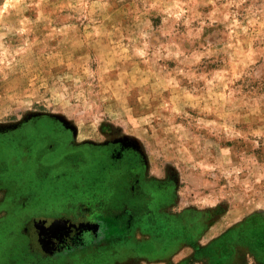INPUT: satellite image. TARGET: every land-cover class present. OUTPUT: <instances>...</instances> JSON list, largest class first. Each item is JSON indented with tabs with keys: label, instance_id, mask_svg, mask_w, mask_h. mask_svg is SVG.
Instances as JSON below:
<instances>
[{
	"label": "rangeland",
	"instance_id": "obj_1",
	"mask_svg": "<svg viewBox=\"0 0 264 264\" xmlns=\"http://www.w3.org/2000/svg\"><path fill=\"white\" fill-rule=\"evenodd\" d=\"M42 116L64 123L83 149L129 143L147 178L172 185L164 210L201 220L197 245L248 218L252 238L264 242V0H0V187L6 167L32 177L31 187L14 178L12 191L0 188V221L29 205L34 185L63 181L64 167L82 170L80 154L55 176L29 156L21 131L45 127ZM6 136L21 150L11 153ZM110 183L114 216L100 220L101 234L89 230L92 248L75 230L93 220H72L60 203L58 216L26 209L16 226L0 227V264L101 260L95 238L120 234L124 209L144 205L133 179ZM144 238L135 228L113 242L121 249L110 264H207L188 243L161 258L137 256ZM244 242L236 241L235 264H260Z\"/></svg>",
	"mask_w": 264,
	"mask_h": 264
},
{
	"label": "trees",
	"instance_id": "obj_2",
	"mask_svg": "<svg viewBox=\"0 0 264 264\" xmlns=\"http://www.w3.org/2000/svg\"><path fill=\"white\" fill-rule=\"evenodd\" d=\"M44 142V149L39 150L41 151L40 153H35L37 151V149H35V152L31 154L30 157H39L46 167H51V169L45 173L49 174V172H51L52 175L55 176V173L52 170L61 165L63 160L69 159L68 156L70 154L75 153L65 152L60 154V158H57L59 155H56L55 158H44L47 156V153L49 154L52 152L51 149L50 151L46 150L51 148L49 139ZM101 152L103 151H100V153ZM37 157L35 159H37ZM84 157H82L84 163L80 164L82 167L81 172H75L74 167H64L68 168V171L65 173L61 172L62 175H56L58 177L60 176V178L65 175L66 177H62L63 181L54 183L53 181L50 182V180H48L47 182V179L45 178L46 182L41 185V190L39 192L37 186L34 185L35 194L32 196L29 205L24 207L25 211L22 210L20 213L15 212V215H11L8 221L0 223V227L6 228L7 224H9L10 227L16 226V223L13 222V220L17 219V221H19L21 215H24L27 212L29 214V211L30 215L33 217H35L36 213H54V216H58L59 214H57V212L61 211V209H58L59 206L66 203L69 204V207H72L68 209L70 214L75 215L72 220L75 221V219L78 218L93 220V224L89 223V228H75V233H79L78 236L82 240L84 238L89 240L91 237L89 230H95L93 232L94 235H98V233L101 234L99 232L101 230L99 226L100 220L102 222L110 220L111 213H109V201L112 191L110 188L111 183L107 182V175L104 170L107 169L110 171V174H113L120 168L119 171L122 170L121 172L124 177L131 178L135 182L134 184L137 186L138 193L144 200V205H142L140 209L137 208L136 212L124 209L127 213L126 218L128 221L127 223L120 225L122 227L117 226L118 229H122L120 234L103 242L95 238V241H98V243L94 245L93 255H99L98 257H100L101 260L97 258V262L94 264H110L111 260L119 255V250L121 249L120 247H117V249L114 248L113 250L112 243L114 242L117 245L120 241L122 242L128 240V238L130 239L132 231L135 230V228L145 236L142 240L137 239V256L140 255V257L150 256L149 258H161L160 256H162V254L172 253L177 246H180V244L188 243L193 246L194 258H206L207 264H235L237 258L236 241L238 239H244V245L246 244L249 250L254 252L253 254L260 264H264V242L252 238V229L246 224L248 222L247 220L250 218L245 221L246 223L236 224L224 235L215 238L210 243L204 246L197 245L195 240L204 228L201 220L199 218H194L193 221L187 219L186 223H184V216L182 214L174 215L164 210L165 207L170 204L172 199L171 196L173 191L171 193L172 185L170 183L161 185L157 181L156 183L154 179L147 178L144 175V166L140 162L137 164L136 174V172H133L135 169H130L132 166L127 160L126 162L122 161L123 158L117 159L114 155L107 160L105 158H98L96 161H88V157L85 153ZM137 160L141 161L139 153L137 154ZM68 164L70 165L71 163ZM7 173L9 175L8 177L15 178L19 183L23 181L26 182L27 180V185L31 187L29 181L32 180L30 179L32 177L21 180L24 178L21 172H14V174L13 172L8 171ZM50 189L54 192L52 193ZM74 204L77 205V210L75 209ZM28 214L26 215L28 216ZM111 216L113 217V215ZM112 219L110 221H112ZM28 223L29 222H27V224ZM113 223H115V221ZM72 226L76 225L72 224ZM1 240L2 239H0V241ZM93 240L94 239L89 240L90 242L87 241L90 243L91 248V242H94ZM134 245L136 244L133 243V246ZM51 246H53V244ZM80 249H85V247H81ZM52 260L53 261L50 264L55 261V257L54 259L52 258Z\"/></svg>",
	"mask_w": 264,
	"mask_h": 264
},
{
	"label": "flooded vegetation",
	"instance_id": "obj_3",
	"mask_svg": "<svg viewBox=\"0 0 264 264\" xmlns=\"http://www.w3.org/2000/svg\"><path fill=\"white\" fill-rule=\"evenodd\" d=\"M40 120H41V122H44L43 124H45L46 126H47V124H49V127L45 126L42 128H39V127L37 128L35 125V129H33L34 126L30 127V125H29V126H24V130L21 131V133H23V137H25L28 141L27 142L26 140H23V141H26L27 144L29 145L28 146V149H30L29 150V156L35 152V149H37V151L35 153H40L41 151H39V150L44 149V143H45L44 141H47L49 139V141L51 143L50 145L52 147V149H51L52 152L50 154L60 156V154H63L65 152H71V153H75V154H80L81 156L84 157V153H85L86 156L88 157V161H96L98 158H105L107 160L108 158L113 157V155H114V157L117 159L123 158L122 161L126 162V160H127V162H129V164L132 166V167H130V169H133V170L135 169V171H133V172L134 173L136 172V174H137V166H138L137 164H138V162L142 163V159H141V161L137 160V152L133 149V147L129 143H126L124 141H119L113 145H112V143H109L107 145H103L99 149V151L97 150V152L96 151H90L86 148L85 149L81 148V145H73V141H72L73 139H72V135H71L73 133V131L70 128H68L64 123H62L61 121L59 123L57 120H55L54 117L46 118V116H44V117L42 116V118L40 117ZM6 137H8V136H6ZM13 137L14 136H12V137L9 136L7 141L4 140V141H2V143L4 142L7 149H9L11 151V153L14 154V152H15V151H13L14 149H18V150H21V149L19 148L20 143L17 140H14ZM26 142H23V143H26ZM5 145H3V147ZM68 146H71V147L68 149H65ZM12 148H14V149H12ZM100 151H103V152L100 153ZM90 156H92V157H90ZM89 157H90V159H89ZM37 158H39V157H37ZM20 164L21 163H18L17 166ZM119 169H117V171H115L113 174H110V171H108L107 169L104 170V172L107 175L106 180L108 183H110L112 180H115L116 178L119 179L120 177H124L123 173L121 172L122 170L119 171ZM5 170L12 171V169L11 168L8 169V167H6ZM8 171H6V172H8ZM116 173H118V174H116ZM114 174H116V175H114ZM3 177H4V175H0V181H2L4 179ZM5 178H6V182H4V184H2L0 188H7V192H8L11 190L12 186L14 185V184H12L14 179H13V177H11V178L5 177ZM160 184L165 185V183L164 184L160 183ZM11 196L14 197V194H12ZM0 222L3 223V221H0ZM44 240H46V238H44ZM41 242H42V240H41ZM49 242H50V239H48V243ZM52 244H53V242L51 243V245ZM54 262L52 264H72L71 260L70 261H63L61 263H57V262L54 263Z\"/></svg>",
	"mask_w": 264,
	"mask_h": 264
}]
</instances>
